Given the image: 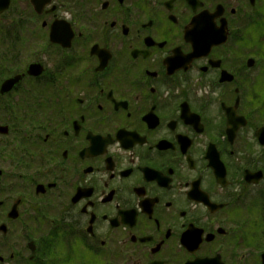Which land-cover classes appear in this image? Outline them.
<instances>
[{
    "label": "flooded vegetation",
    "instance_id": "obj_1",
    "mask_svg": "<svg viewBox=\"0 0 264 264\" xmlns=\"http://www.w3.org/2000/svg\"><path fill=\"white\" fill-rule=\"evenodd\" d=\"M0 21V264H264V0Z\"/></svg>",
    "mask_w": 264,
    "mask_h": 264
},
{
    "label": "rangeland",
    "instance_id": "obj_2",
    "mask_svg": "<svg viewBox=\"0 0 264 264\" xmlns=\"http://www.w3.org/2000/svg\"><path fill=\"white\" fill-rule=\"evenodd\" d=\"M16 3H17V2H15L14 4H16ZM15 6H16V5H13V7L11 8V11H10L9 14H8V16H9V20H11V21H14L15 18L17 17L16 14H15V13H16V12H15ZM16 8H17V7H16ZM17 9H18V8H17ZM1 23H2V22L0 21V27H1ZM37 38H38V37H37ZM37 38H36V39H37ZM1 39H2V37L0 36V45H2V43H1L2 40H1ZM8 39L10 40L11 38H8ZM7 42H8V41H6V43H7ZM33 42H34V41H33ZM39 42H40V39L36 40L34 43L36 44V43H39ZM6 43H5V44H6ZM7 44H8V43H7ZM9 44H10V43H9ZM26 44H27V43H26ZM32 46H33V43H32ZM0 50H1V48H0Z\"/></svg>",
    "mask_w": 264,
    "mask_h": 264
},
{
    "label": "water",
    "instance_id": "obj_3",
    "mask_svg": "<svg viewBox=\"0 0 264 264\" xmlns=\"http://www.w3.org/2000/svg\"><path fill=\"white\" fill-rule=\"evenodd\" d=\"M8 2H9V0H0V12L3 11L7 7ZM51 39H53L52 35H51ZM12 82H13V79H8V80H6L4 82L3 85L4 86H8L9 85V87H10L12 85Z\"/></svg>",
    "mask_w": 264,
    "mask_h": 264
}]
</instances>
